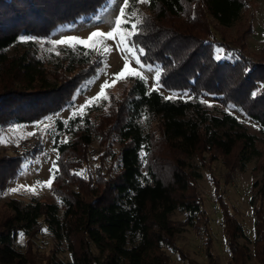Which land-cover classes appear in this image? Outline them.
<instances>
[{"label":"trees","instance_id":"obj_1","mask_svg":"<svg viewBox=\"0 0 264 264\" xmlns=\"http://www.w3.org/2000/svg\"><path fill=\"white\" fill-rule=\"evenodd\" d=\"M107 1L0 0V130L61 111L101 66L100 56L84 47L42 58L18 38L46 39L57 27L90 21ZM249 1L148 0L139 10V2L129 0L126 13L136 16L124 27L141 21L131 37L143 49L141 61L158 67L163 90L189 98L163 99L132 78L119 95L109 93L90 107L71 138L56 147L60 171L50 192L57 203L32 198L0 205V264H38L17 251L14 241L23 233L29 243L42 227L58 247L65 243L70 257L62 262L54 253L43 264H167L163 249L181 253L174 241L184 227L203 237L206 264H217L201 224L197 166L213 187L228 264L244 263L247 244L254 258L263 257L264 145L257 148L258 138L226 112L236 108L257 123L264 142V44L252 59L243 45L249 24L233 40L226 35ZM216 48L225 59L216 58ZM203 97L214 104L201 103ZM39 146L36 140L11 156L0 155V192ZM91 153L97 166L85 177L77 175ZM252 160L258 177L249 188V239L229 213L210 165L220 163L224 185ZM174 212L183 215L180 223L171 220Z\"/></svg>","mask_w":264,"mask_h":264},{"label":"rangeland","instance_id":"obj_2","mask_svg":"<svg viewBox=\"0 0 264 264\" xmlns=\"http://www.w3.org/2000/svg\"><path fill=\"white\" fill-rule=\"evenodd\" d=\"M124 0H108L105 7L102 8L90 21H83L82 19L76 21L74 24L64 25L54 29L46 39H33L27 36L18 38V43L33 44L37 55L45 58L48 54H55L62 48H73L64 44H57L53 46L52 41L65 39L68 37H76L79 39L87 40L92 32H109L115 19L119 15V9L123 7ZM146 3L139 2L138 9L143 10ZM250 25L251 32L248 33L243 39V45L248 57L254 59L260 54V51L264 44V2L261 0H251L246 7L241 11L240 17L236 24H234L227 32V41L233 40L236 37L237 30L240 31L247 25ZM21 38H27L22 40ZM84 47L83 45H76ZM112 49L110 53H103L104 47ZM87 51L98 54L101 58V66L97 70L94 76L87 79L74 93L71 103L63 108L61 111L47 115L39 120L28 124H10L0 130V155H13V149L21 151L24 147L28 146L32 141H38L40 152L32 157L23 160L16 177L7 183L6 187L0 192V205L9 199H16L22 203L28 202L32 198H36L45 202L57 203V200L52 196L50 187H40L44 182L48 181L51 173L53 162L57 155L56 147L68 141L71 138L72 131L82 124V118L87 114L90 107L97 104L94 102L91 106L84 110L83 115H76L72 117V113L76 112L81 105L93 97H96L101 90V85L107 81L112 85L115 74L120 73L124 67L123 54L117 49L116 42L113 40H105L102 45H97L95 48H86ZM217 49H215V56L217 55ZM221 58L226 57L221 53ZM131 68L138 69V66L132 61ZM154 69H158L157 66H153ZM144 76L147 77V83L145 84L146 92L151 91L154 84L155 72H144ZM136 78L135 76L127 75L126 78L117 80L115 84L105 89V94L109 93L119 95L123 88H126L129 79ZM138 79V78H136ZM140 80V79H139ZM157 92L163 99L165 97L175 95V99L186 100L189 98L186 92H168L160 88ZM186 94V95H185ZM103 98L100 99V101ZM168 99V100H175ZM205 103L213 105L211 97H203ZM99 101V102H100ZM98 102V103H99ZM226 112L233 116L242 127H244L248 133L258 138L257 148L262 149L264 142L261 141V129L260 126L243 115L238 109L233 107H227ZM51 117V121L47 118ZM76 119H78L76 121ZM65 121L67 123L65 124ZM76 121V122H75ZM73 123V124H71ZM141 125L145 126L143 119L140 120ZM94 151L97 149L95 143L91 145ZM140 158L143 163V153H140ZM193 165L197 166L195 159L191 160ZM97 166L95 155L91 153L88 158L87 164L83 165L77 173H82L81 176L85 177L87 172ZM255 160L250 161L244 167L242 172H235L232 175V179L223 184L222 176L224 170L218 161H213L210 165L212 173L221 183V189L223 191V198L228 208L229 213L235 216V219L241 226L243 233L249 239L252 238L251 230V209L248 205L249 188L251 184L258 177L257 171L254 170ZM200 178L197 181L196 189L199 197L202 201L203 216L201 217V224L205 226V236L207 242L211 244V254L215 257L217 264H228L230 261L229 254L225 249L220 224V212L217 207L214 197L212 195V185L207 179L206 172L197 166ZM23 186V187H21ZM35 187L36 192L33 194L30 191H26L27 188ZM19 188L17 192H12V189ZM171 220L174 223H180L183 220V215L174 212L171 215ZM175 246L181 251L180 254L170 251L164 248V253L168 256L167 264H186V262H195L196 264H206V257L203 249V237L197 235V231L184 227L175 236ZM241 241L238 240V244ZM247 249V256L243 264H264L263 257L253 256L251 244L245 246ZM14 248L19 252H24L28 257L33 258L38 264H43L42 260L55 253L56 259L62 262H69L70 257L66 251L65 243L63 242L59 247L54 243L51 237L47 234L44 227L41 228L34 238L26 243L25 237L20 238V233L16 236L14 241ZM264 252V250H263Z\"/></svg>","mask_w":264,"mask_h":264},{"label":"snow or ice","instance_id":"obj_3","mask_svg":"<svg viewBox=\"0 0 264 264\" xmlns=\"http://www.w3.org/2000/svg\"><path fill=\"white\" fill-rule=\"evenodd\" d=\"M133 2H142L146 3L148 0H133ZM129 7V0H124L123 7L119 9V15L114 21V25L112 29L107 32H92L87 40L79 39L76 37H68L65 39H59L52 41L53 46L55 47L57 44H64L68 45L69 47L75 48L76 45H83L86 48H95L97 45H102L105 40H113L116 42L117 49L123 54V59L125 61L123 69L120 71V73L115 74V78L113 79L112 85H110L107 81L104 82V84L101 85V90L97 94L96 97H93L85 102L84 105H81V107L76 111L72 113V117L75 118L76 115H83L84 110L91 106L94 102H99L101 98L108 99V97L105 94V89L113 86L117 80L126 78L127 75L135 76L136 78L142 80L145 84L147 83V77L143 75L144 72H155L154 76V84L152 86L151 91H157L159 90L162 85L160 83L161 79V73L159 69H154L152 65L146 64L145 62H142L140 59V56L143 55V49L137 48L136 44L131 41V37L133 35L137 34V27L141 23L139 19H136L135 23L130 24V28L124 27V25L130 23V18L136 16V12L132 11L131 13H126V9ZM22 40H26L27 38H21ZM112 51L109 47L103 48V53H110ZM223 49H217V55L216 58H221V53H223ZM139 53V55H138ZM87 55V53H85ZM132 61L135 62V64L138 66V69H133L130 67ZM186 95V94H185ZM166 99H175L176 96H168L165 97ZM201 103H205L204 100L200 101ZM211 106V105H209ZM49 121H51V117L47 118ZM67 121H65V124ZM3 142V141H0ZM67 140L65 139V141ZM60 169L56 166L55 162H53L52 168L50 169L51 176L48 181L44 182L42 185H39L40 187H51V184L56 179L57 174L59 173ZM77 175H82V173H76ZM23 187V186H21ZM19 188L12 189V192L19 191ZM26 191H30L33 194H35L36 189L33 188H27ZM47 231V230H45ZM21 240L23 239V233H20Z\"/></svg>","mask_w":264,"mask_h":264}]
</instances>
